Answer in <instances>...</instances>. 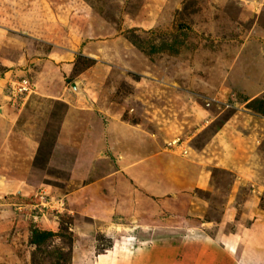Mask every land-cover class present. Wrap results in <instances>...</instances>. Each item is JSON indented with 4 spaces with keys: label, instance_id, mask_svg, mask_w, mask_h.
Returning <instances> with one entry per match:
<instances>
[{
    "label": "rangeland",
    "instance_id": "obj_1",
    "mask_svg": "<svg viewBox=\"0 0 264 264\" xmlns=\"http://www.w3.org/2000/svg\"><path fill=\"white\" fill-rule=\"evenodd\" d=\"M233 47L264 57V0H0V264H264Z\"/></svg>",
    "mask_w": 264,
    "mask_h": 264
},
{
    "label": "crops",
    "instance_id": "obj_2",
    "mask_svg": "<svg viewBox=\"0 0 264 264\" xmlns=\"http://www.w3.org/2000/svg\"><path fill=\"white\" fill-rule=\"evenodd\" d=\"M234 48V51L235 53H239L240 52V55L242 56H239V59H238V62L241 64L240 66H242V63H243V60L244 61H250L251 62V70L250 72L248 73L247 77L249 76V79L246 77V74H239L238 76L240 78H234V81H236L234 83V85H236V87L238 89H242L244 91L243 94H247V96H243L245 98H238V99H241L243 100L241 103L242 104H245L248 100L254 98L256 96V93H260V91L264 88V57H262L263 55H260V57H258V54L254 51V54L253 56H247L246 54L242 53L241 51H244L245 48H238V47H233ZM232 48V49H233ZM260 49V47H259ZM249 50V48H248ZM241 73V72H240ZM245 76V77H244ZM236 79V80H235ZM254 80L258 81V83L254 82ZM253 82V84L251 85V83ZM257 84V85H256ZM63 86H65V84H63ZM259 88H258V87ZM35 89V88H34ZM63 90H65L63 88ZM66 91V90H65ZM255 91V92H254ZM36 92V91H35ZM252 93H255L252 94ZM229 93L226 94V96H228ZM54 100H58V101H61L62 103L64 104H69V101H67L65 98L63 97H52ZM233 99L237 100L236 96L234 95ZM238 101V100H237ZM239 103V102H238ZM240 105V104H239ZM4 108H1L0 107V112L2 113V111L4 112L5 110H3ZM73 117V116H72ZM63 119V118H62ZM64 120V119H63ZM74 121V118L72 119V122ZM259 129L258 131H256L257 129ZM264 129V122H261L260 123V127H255L256 130L255 133L256 134H259L261 129ZM220 134H214L213 137H216V136H219ZM214 140V139H213ZM217 140H219L217 138ZM29 141H31V138L29 139ZM222 143L224 142V138H223V141H221Z\"/></svg>",
    "mask_w": 264,
    "mask_h": 264
},
{
    "label": "water",
    "instance_id": "obj_3",
    "mask_svg": "<svg viewBox=\"0 0 264 264\" xmlns=\"http://www.w3.org/2000/svg\"><path fill=\"white\" fill-rule=\"evenodd\" d=\"M71 89L75 92V93H81V90L79 89V87L77 86V83L75 80H72L70 83H69Z\"/></svg>",
    "mask_w": 264,
    "mask_h": 264
},
{
    "label": "built area",
    "instance_id": "obj_4",
    "mask_svg": "<svg viewBox=\"0 0 264 264\" xmlns=\"http://www.w3.org/2000/svg\"><path fill=\"white\" fill-rule=\"evenodd\" d=\"M26 81L22 79V81L19 83V85H16L15 87H12V89L17 92V91H21L25 88V83Z\"/></svg>",
    "mask_w": 264,
    "mask_h": 264
}]
</instances>
